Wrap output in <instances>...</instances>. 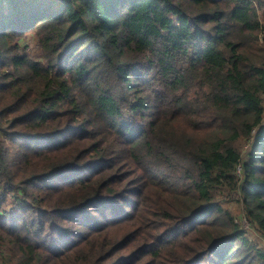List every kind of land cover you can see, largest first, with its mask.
<instances>
[{
    "label": "trees",
    "instance_id": "trees-1",
    "mask_svg": "<svg viewBox=\"0 0 264 264\" xmlns=\"http://www.w3.org/2000/svg\"><path fill=\"white\" fill-rule=\"evenodd\" d=\"M260 242L264 0H0V264H264Z\"/></svg>",
    "mask_w": 264,
    "mask_h": 264
},
{
    "label": "rangeland",
    "instance_id": "rangeland-1",
    "mask_svg": "<svg viewBox=\"0 0 264 264\" xmlns=\"http://www.w3.org/2000/svg\"><path fill=\"white\" fill-rule=\"evenodd\" d=\"M22 41L24 42V44L27 45V49L26 50L28 51V53L31 56H35L38 53V48L36 46L35 39L32 36H27ZM242 149H245L246 150L245 146H243ZM228 207L231 209L232 213L236 217H238V216L240 217V207H239L238 204H236V203H229V206ZM242 223H243V226L245 227V229H248L246 227V224L244 222H242ZM254 237H255V240H257V241L259 240L255 235H254ZM260 245L264 247V243L263 242H260Z\"/></svg>",
    "mask_w": 264,
    "mask_h": 264
},
{
    "label": "built area",
    "instance_id": "built-area-1",
    "mask_svg": "<svg viewBox=\"0 0 264 264\" xmlns=\"http://www.w3.org/2000/svg\"><path fill=\"white\" fill-rule=\"evenodd\" d=\"M245 224H246V227L248 228V225H247V223L245 222V221H243Z\"/></svg>",
    "mask_w": 264,
    "mask_h": 264
}]
</instances>
